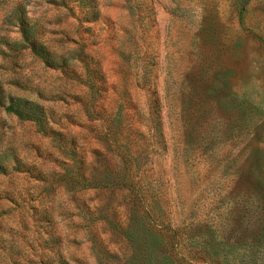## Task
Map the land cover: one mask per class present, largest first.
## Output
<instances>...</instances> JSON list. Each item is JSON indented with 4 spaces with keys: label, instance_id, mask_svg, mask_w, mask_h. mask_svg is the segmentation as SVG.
Returning a JSON list of instances; mask_svg holds the SVG:
<instances>
[{
    "label": "rangeland",
    "instance_id": "374dc122",
    "mask_svg": "<svg viewBox=\"0 0 264 264\" xmlns=\"http://www.w3.org/2000/svg\"><path fill=\"white\" fill-rule=\"evenodd\" d=\"M0 264H264V0H0Z\"/></svg>",
    "mask_w": 264,
    "mask_h": 264
}]
</instances>
